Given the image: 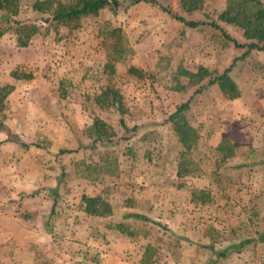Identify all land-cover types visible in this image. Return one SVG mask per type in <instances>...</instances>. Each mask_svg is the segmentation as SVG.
<instances>
[{"label":"rangeland","instance_id":"rangeland-1","mask_svg":"<svg viewBox=\"0 0 264 264\" xmlns=\"http://www.w3.org/2000/svg\"><path fill=\"white\" fill-rule=\"evenodd\" d=\"M20 1L15 20L37 30L18 47L15 25L0 19V87L14 86L0 112V147H16L10 161L28 151L26 180L35 178L62 214L82 195L100 196L110 214L90 218L76 208L78 220L99 238H117L111 229L124 223L135 249L155 248L153 264H264V49L237 59L229 72L238 98L208 84L246 50L210 23L240 45L252 42L243 28L219 20L229 0H201L191 13L179 0H117L115 11L60 22L32 12L34 0ZM173 15L203 25L189 28ZM133 66L145 75L128 73ZM198 67L210 76L196 83L181 73ZM106 87L119 93V106L95 104ZM187 101L183 116L199 138L190 173L178 177L182 148L167 118ZM94 116L113 128L110 141L92 144L86 129ZM222 139L234 149L223 161L215 151ZM195 190L210 199L193 201ZM130 256L134 263L138 254Z\"/></svg>","mask_w":264,"mask_h":264},{"label":"trees","instance_id":"trees-1","mask_svg":"<svg viewBox=\"0 0 264 264\" xmlns=\"http://www.w3.org/2000/svg\"><path fill=\"white\" fill-rule=\"evenodd\" d=\"M129 1H131L132 4H137L139 2L156 3L153 0ZM179 2L181 4V8L188 13L198 11L202 7L201 0H179ZM229 2L230 3L227 8L219 14V20L243 28L245 36L248 39H251L252 42L246 45H240L218 25L210 23L209 26L219 30L222 36L226 40L230 41L235 47L246 48V50L240 57L233 59L232 63L225 68L221 74L208 79V84H216L220 92L227 96L228 99H236L239 96L238 90L228 74L235 65L237 59L245 58L252 50L264 49V47H260V43L264 42V7L262 6L260 0H229ZM20 4V0H0V19L6 24H10L11 28L12 24L15 25L14 30L16 32V44L18 47H26L29 44L31 36L36 33L37 27L28 23L23 24L15 20V17L21 10ZM120 6L121 2L117 0H34L30 5V9L36 14H47L48 17H50L49 21L60 22L78 21L84 17L95 16L104 9L115 11L119 9ZM159 8L167 13H170V11L165 8L160 6ZM173 17L189 28H196L203 25V23L199 21L185 20L184 18L176 17L175 15H173ZM4 31L5 29L0 27V36H2ZM114 33H116V31H112L111 35L114 36ZM113 47L118 48V51L121 50L118 44H115ZM128 73H133L134 76L139 77H143L145 75L141 69L134 68V66L129 67ZM181 73L187 75V77L191 79H195L196 83L210 76V73L204 67H198L196 73H189L187 71H182ZM13 90V85L0 87V112L3 109V102L5 98ZM197 92L198 91H196V93ZM119 99L120 96L117 91L106 87L104 91L96 96L95 104L99 106H119ZM189 102L190 101H187L181 104L167 118V121L171 124L172 131L182 148L176 172L178 177L190 173L189 154L191 150L196 147L199 138L196 131L187 123L185 117L183 116V112L189 107ZM0 126L3 127L1 124ZM135 129L136 127L131 128L132 131ZM86 130L91 138L92 144L108 142L114 136L113 128L96 116L92 117L91 124ZM215 151L218 156H220L222 161L234 155L232 145L224 139L217 144ZM85 167L88 169H95V167L90 165H86ZM102 169L108 174L112 173V168L107 169V167H104ZM86 175H84V177H88L90 179V173L89 176L88 174ZM191 195L193 201H198L201 204L206 203L208 199H210L209 194L203 190L192 191ZM81 201L84 204L83 212L87 217H106L111 212L110 204L100 196L82 195ZM132 216L137 219L146 220L145 217H141L140 215ZM113 229L125 236H134L133 231L127 229L124 223L115 224ZM154 254L155 248L149 244L145 245L141 257V264H153L152 259ZM222 255L223 254H220V256Z\"/></svg>","mask_w":264,"mask_h":264},{"label":"crops","instance_id":"crops-1","mask_svg":"<svg viewBox=\"0 0 264 264\" xmlns=\"http://www.w3.org/2000/svg\"><path fill=\"white\" fill-rule=\"evenodd\" d=\"M3 134L0 130V138ZM15 149L13 144L0 147L6 158L0 157V264H141L144 248L135 249L128 236L116 231L117 238L104 234L99 238L78 220L76 208L86 216L82 201L76 207L69 203L67 214L56 211L58 200L44 195L35 178H25L28 151L22 149L18 161H10ZM130 254H138L134 263ZM92 258L96 259L91 262Z\"/></svg>","mask_w":264,"mask_h":264}]
</instances>
